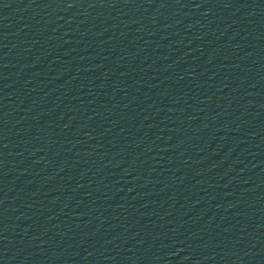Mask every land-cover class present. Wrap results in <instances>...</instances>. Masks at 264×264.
<instances>
[{"label":"water","instance_id":"1","mask_svg":"<svg viewBox=\"0 0 264 264\" xmlns=\"http://www.w3.org/2000/svg\"><path fill=\"white\" fill-rule=\"evenodd\" d=\"M0 264H264V0H0Z\"/></svg>","mask_w":264,"mask_h":264}]
</instances>
